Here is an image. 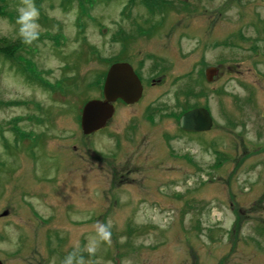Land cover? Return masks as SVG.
Instances as JSON below:
<instances>
[{
    "label": "rangeland",
    "instance_id": "obj_1",
    "mask_svg": "<svg viewBox=\"0 0 264 264\" xmlns=\"http://www.w3.org/2000/svg\"><path fill=\"white\" fill-rule=\"evenodd\" d=\"M164 1L152 12L150 0H9L0 14V38L19 44L17 61L0 54L4 264H264V0ZM26 3L39 10L30 44L16 22ZM114 58L142 69L147 94L85 136L77 116ZM207 66H220L213 82ZM188 83L211 131L186 134L165 115Z\"/></svg>",
    "mask_w": 264,
    "mask_h": 264
},
{
    "label": "water",
    "instance_id": "obj_2",
    "mask_svg": "<svg viewBox=\"0 0 264 264\" xmlns=\"http://www.w3.org/2000/svg\"><path fill=\"white\" fill-rule=\"evenodd\" d=\"M218 68L210 67L206 71L207 79L212 81ZM143 92L142 83L129 63L113 64L107 74L104 87V99H93L83 109L82 128L85 134H91L103 128L114 113V102L118 98L127 103L138 101ZM213 119L205 107L186 112L181 118V127L188 131L210 130ZM7 215V212L3 213ZM0 264H3L0 260Z\"/></svg>",
    "mask_w": 264,
    "mask_h": 264
},
{
    "label": "clouds",
    "instance_id": "obj_3",
    "mask_svg": "<svg viewBox=\"0 0 264 264\" xmlns=\"http://www.w3.org/2000/svg\"><path fill=\"white\" fill-rule=\"evenodd\" d=\"M17 11L18 17L16 22L20 25V35L25 44H30L39 36V10L33 3H26L25 6L20 7ZM100 236L101 239H107L108 232L101 228ZM89 251H94V249H89ZM65 264H73V257L71 255L66 258Z\"/></svg>",
    "mask_w": 264,
    "mask_h": 264
},
{
    "label": "trees",
    "instance_id": "obj_4",
    "mask_svg": "<svg viewBox=\"0 0 264 264\" xmlns=\"http://www.w3.org/2000/svg\"><path fill=\"white\" fill-rule=\"evenodd\" d=\"M8 1L9 0H0V14H3L5 12V6L8 5ZM150 2L152 3H148L146 2V5L148 7H150V10L153 12V11H158V10H161V7L165 5V3H168L164 0H150ZM171 4V3H170ZM160 25V22L157 23V26ZM156 27V24L152 25V29ZM130 40L127 39L126 40V44L127 45V42H129ZM19 44H15L13 45L12 44V41L9 40V39H5V37H2L0 38V54H4L5 52L8 53V56L12 57L15 61L18 60V57L15 56V55H12L10 54V51H12L13 49H15ZM9 49V50H7ZM92 85H95V83H92L90 86ZM97 86L98 88L101 87V85L99 84V81L97 82ZM96 86V87H97Z\"/></svg>",
    "mask_w": 264,
    "mask_h": 264
},
{
    "label": "flooded vegetation",
    "instance_id": "obj_5",
    "mask_svg": "<svg viewBox=\"0 0 264 264\" xmlns=\"http://www.w3.org/2000/svg\"><path fill=\"white\" fill-rule=\"evenodd\" d=\"M163 78V77H162ZM162 78H160V79H158L157 81L159 82L158 84L160 85V83L161 82H163L164 80L162 79ZM142 81H143V84H144V93H143V97H142V99L139 101V102H137V103H135V104H126L125 102H123L122 100H118L116 103H115V107H116V110H115V114H114V118H116V116L119 114V111H120V108L122 107L123 108V106H127V107H133V106H136V105H138V104H140L142 101H143V99L145 98V96H146V94H147V91H148V85L146 84V81L142 78ZM155 82H156V79L154 80V79H152V84H153V86H155L156 84H155ZM146 113H145V115H144V117L147 119V121L149 122V123H151V124H154V122H155V120L153 119V117L151 116V113H152V110H151V108L148 106L146 109ZM185 113V112H184ZM113 118V119H114ZM112 119V120H113ZM112 120H110L109 122H108V125L112 122ZM180 126V125H179ZM214 126H215V121H214ZM214 126H213V128H214ZM212 128V129H213ZM184 133H186V134H193V135H195V134H201V133H191V132H186V131H183ZM204 133H206V132H204Z\"/></svg>",
    "mask_w": 264,
    "mask_h": 264
}]
</instances>
